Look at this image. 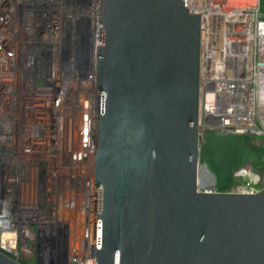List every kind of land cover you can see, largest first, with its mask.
I'll list each match as a JSON object with an SVG mask.
<instances>
[{
	"label": "water",
	"instance_id": "obj_1",
	"mask_svg": "<svg viewBox=\"0 0 264 264\" xmlns=\"http://www.w3.org/2000/svg\"><path fill=\"white\" fill-rule=\"evenodd\" d=\"M100 7L93 264H264V187L230 191L264 141L201 137V17L188 0Z\"/></svg>",
	"mask_w": 264,
	"mask_h": 264
},
{
	"label": "built area",
	"instance_id": "obj_2",
	"mask_svg": "<svg viewBox=\"0 0 264 264\" xmlns=\"http://www.w3.org/2000/svg\"><path fill=\"white\" fill-rule=\"evenodd\" d=\"M188 8L202 20L201 137L264 141L262 0H188ZM100 15V0H0V252L22 264H93ZM86 182L90 210L79 197ZM75 228L84 241L69 253Z\"/></svg>",
	"mask_w": 264,
	"mask_h": 264
},
{
	"label": "rangeland",
	"instance_id": "obj_3",
	"mask_svg": "<svg viewBox=\"0 0 264 264\" xmlns=\"http://www.w3.org/2000/svg\"><path fill=\"white\" fill-rule=\"evenodd\" d=\"M262 9L264 11V0ZM263 140L259 138L250 137V145L252 147L258 146ZM73 142V141H72ZM264 187V170H259L255 167L248 169V171H243L242 173L236 175L234 182L230 187L232 193L247 192L250 190H260Z\"/></svg>",
	"mask_w": 264,
	"mask_h": 264
},
{
	"label": "bare ground",
	"instance_id": "obj_4",
	"mask_svg": "<svg viewBox=\"0 0 264 264\" xmlns=\"http://www.w3.org/2000/svg\"><path fill=\"white\" fill-rule=\"evenodd\" d=\"M246 42L248 44L251 43V42H254V36L252 34L248 35V39H247ZM263 42H264V39H263ZM80 110L81 109H77L74 116H78L77 113L80 112ZM84 112H89V110L85 109ZM84 118H85V120H87V122H84V123L82 122V126H85L86 129L91 128L90 125L92 124V122L89 120V117H86L84 115ZM245 119H247L249 121L248 124H252L253 123L252 122V115H248ZM249 126H251V125H249ZM82 158H83V156H82ZM83 160H85V159L83 158ZM92 194H93V188H91L90 182H86V185H84V187H83V194H82V196H79V197H84V199H86V202H84L85 203L84 206H86L89 210L92 207L88 206L87 204L90 203L91 200H93V195ZM79 197H78V199H79ZM78 199L72 204V209L77 206ZM72 218H73L74 221L82 223V219H81L80 215H79V217L77 219H75V216L73 214ZM72 218L70 217L69 219L71 220ZM79 233H80V228H75L74 231H73V234H72L74 240H73V244L71 246L72 248L69 249V253H71V252L75 253V250H77L81 246L82 242L84 241V237H81Z\"/></svg>",
	"mask_w": 264,
	"mask_h": 264
},
{
	"label": "flooded vegetation",
	"instance_id": "obj_5",
	"mask_svg": "<svg viewBox=\"0 0 264 264\" xmlns=\"http://www.w3.org/2000/svg\"><path fill=\"white\" fill-rule=\"evenodd\" d=\"M260 145V144H259ZM259 145L258 146H256V148H258L259 147ZM255 148V147H254ZM257 165L256 166H252V167H255V168H257V169H259V170H264V162H261V161H259L258 163H256ZM252 167H249L248 169H250V168H252ZM248 169H246V171H248ZM245 171V170H244ZM233 182H234V179H233ZM232 182V183H233ZM232 185V184H231Z\"/></svg>",
	"mask_w": 264,
	"mask_h": 264
},
{
	"label": "trees",
	"instance_id": "obj_6",
	"mask_svg": "<svg viewBox=\"0 0 264 264\" xmlns=\"http://www.w3.org/2000/svg\"><path fill=\"white\" fill-rule=\"evenodd\" d=\"M262 6H263V0H262Z\"/></svg>",
	"mask_w": 264,
	"mask_h": 264
}]
</instances>
